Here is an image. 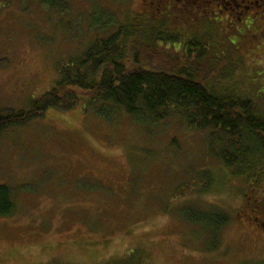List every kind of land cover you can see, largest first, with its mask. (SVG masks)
Listing matches in <instances>:
<instances>
[{
	"label": "rangeland",
	"instance_id": "rangeland-1",
	"mask_svg": "<svg viewBox=\"0 0 264 264\" xmlns=\"http://www.w3.org/2000/svg\"><path fill=\"white\" fill-rule=\"evenodd\" d=\"M62 1L64 11L0 0V114L29 110L62 67L123 26L143 47L186 55L183 66L205 84L237 81L238 92L245 84L264 108V52L246 40L261 13L235 29L227 14L234 11L219 10L217 0L189 7L162 0L160 8L155 0ZM84 104L51 108L0 133V186L14 204L0 218V264H119L132 250L141 264L264 260V166L257 179L236 177L208 154L205 134L176 116L142 128L119 111L105 122ZM213 206L229 218L218 238L184 219L187 210Z\"/></svg>",
	"mask_w": 264,
	"mask_h": 264
},
{
	"label": "trees",
	"instance_id": "trees-1",
	"mask_svg": "<svg viewBox=\"0 0 264 264\" xmlns=\"http://www.w3.org/2000/svg\"><path fill=\"white\" fill-rule=\"evenodd\" d=\"M37 1L49 9L66 8L62 0ZM210 2L200 0L196 6ZM154 3L160 8L162 0ZM193 45L199 46L197 42ZM160 48L172 49L173 45ZM186 58H169L158 53L152 44L143 47L132 40L123 26L115 34L92 42L80 57L62 67L53 89L29 110L0 114V133L41 118L51 108L69 109L80 101L85 106L89 104L105 122H110L113 113L119 111L142 128L176 116L189 130L205 134L208 154L221 166L233 168L236 177L253 172L257 179V172L264 166V108L249 97L245 84L238 83V92L232 90L237 81L231 85L201 82L183 66ZM224 79L232 81L230 72ZM217 209L213 206L204 212L187 210L184 219L205 227L204 231H211L218 238L229 218ZM13 211L10 190L0 186V218L12 215ZM137 253L138 257H132ZM124 258L125 263L119 264H141L138 250ZM256 264H264V260Z\"/></svg>",
	"mask_w": 264,
	"mask_h": 264
},
{
	"label": "flooded vegetation",
	"instance_id": "flooded-vegetation-1",
	"mask_svg": "<svg viewBox=\"0 0 264 264\" xmlns=\"http://www.w3.org/2000/svg\"><path fill=\"white\" fill-rule=\"evenodd\" d=\"M198 1L200 0H184V3L185 5H187V7H189L191 5L196 6ZM217 1H219V4H217L219 10L224 9V10L234 11L233 13L231 12V14L230 13L227 14L231 17L230 26L235 29L236 28L240 29V27L248 28V19H249L248 16L253 12L261 13V21L258 22L259 26L257 28L258 29L257 33L254 36H249V38H247L246 40H249V42L251 43V45H253V47L259 48V50H262L264 52V0H239L240 3L239 2L238 4L235 3V5H232V3H234L232 0H228V2L229 1L230 2L227 5H222V3H224L225 0H217ZM228 7H233V8L228 9ZM232 14H235L236 16H234L233 18L231 16ZM251 30L252 29L248 30L243 35L248 36ZM250 219L255 221H261V219L258 216L251 217ZM260 227L264 230V223H261Z\"/></svg>",
	"mask_w": 264,
	"mask_h": 264
}]
</instances>
